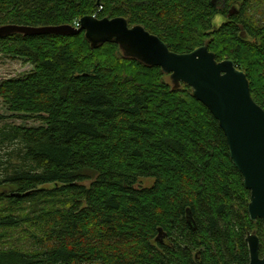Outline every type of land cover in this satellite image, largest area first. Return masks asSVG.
Wrapping results in <instances>:
<instances>
[{"label":"trees","instance_id":"16d2710c","mask_svg":"<svg viewBox=\"0 0 264 264\" xmlns=\"http://www.w3.org/2000/svg\"><path fill=\"white\" fill-rule=\"evenodd\" d=\"M93 14L142 25L177 53L207 43L245 73L264 109V0H0V26H74ZM0 54L33 66L0 81V99L43 122L0 128L20 159L0 179V242L21 221L34 231L28 248H0L1 264H248L246 232L262 245L264 226L251 221L224 133L188 85L172 89L160 67L115 43L92 48L83 32L10 34Z\"/></svg>","mask_w":264,"mask_h":264},{"label":"water","instance_id":"95a60500","mask_svg":"<svg viewBox=\"0 0 264 264\" xmlns=\"http://www.w3.org/2000/svg\"><path fill=\"white\" fill-rule=\"evenodd\" d=\"M96 5L101 7V0H96ZM235 12L231 8L228 15ZM239 28L244 36L242 26ZM80 32L92 48L106 42L115 43L123 57L160 67L169 75L172 89H178L182 83L191 88L192 96L210 111L224 133L230 158L249 191L247 210L251 221L260 219L264 226V109L252 98L248 79L234 61H217L207 43L186 53L171 51L157 35L142 25L130 26L122 16L87 15L78 20L77 27L69 24L0 26V37L15 33L73 35ZM246 242L248 264H264V242L261 245L254 231L246 232Z\"/></svg>","mask_w":264,"mask_h":264},{"label":"rangeland","instance_id":"374dc122","mask_svg":"<svg viewBox=\"0 0 264 264\" xmlns=\"http://www.w3.org/2000/svg\"><path fill=\"white\" fill-rule=\"evenodd\" d=\"M257 17V16H256ZM225 21V18L218 14L213 18V25L219 26ZM33 70V66L24 62L22 58L0 54V81L7 78H20ZM165 80L170 83L169 77L166 76ZM43 122L38 118V116H15L10 113L7 109V106L0 99V128H3L7 125H19V126H39ZM19 150V145L16 142L2 141L0 139V179L4 177L6 172H10L11 169L7 170L9 167V162L12 166H18L20 164V159L17 156V151ZM13 155L10 156V154ZM8 167V168H7ZM152 183V179H142L138 185L147 186ZM86 185L89 182H85ZM46 188L52 187V185L45 186ZM5 189V187L0 186V191ZM7 208L6 202H0V213L1 211ZM25 207L18 213L17 210L14 211L15 215L21 214L24 215ZM28 210H25L27 212ZM23 219V216H22ZM34 232L30 227L29 223L20 222V227H16L5 232V238L0 242V248L14 245L26 249L30 245V239L26 236V231Z\"/></svg>","mask_w":264,"mask_h":264},{"label":"built area","instance_id":"2783aa9c","mask_svg":"<svg viewBox=\"0 0 264 264\" xmlns=\"http://www.w3.org/2000/svg\"><path fill=\"white\" fill-rule=\"evenodd\" d=\"M73 26V25H72ZM78 26V23L76 22L75 24H74V27H77Z\"/></svg>","mask_w":264,"mask_h":264},{"label":"bare ground","instance_id":"6f19581e","mask_svg":"<svg viewBox=\"0 0 264 264\" xmlns=\"http://www.w3.org/2000/svg\"><path fill=\"white\" fill-rule=\"evenodd\" d=\"M78 23V22H77Z\"/></svg>","mask_w":264,"mask_h":264}]
</instances>
